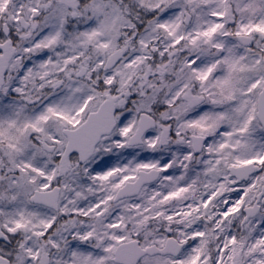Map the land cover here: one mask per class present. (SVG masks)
Segmentation results:
<instances>
[{"label": "snow or ice", "instance_id": "obj_1", "mask_svg": "<svg viewBox=\"0 0 264 264\" xmlns=\"http://www.w3.org/2000/svg\"><path fill=\"white\" fill-rule=\"evenodd\" d=\"M0 264H264V0H0Z\"/></svg>", "mask_w": 264, "mask_h": 264}]
</instances>
